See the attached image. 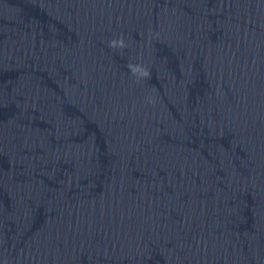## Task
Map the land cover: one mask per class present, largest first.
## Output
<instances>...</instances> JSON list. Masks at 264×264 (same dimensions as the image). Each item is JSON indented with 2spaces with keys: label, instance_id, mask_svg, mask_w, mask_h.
Masks as SVG:
<instances>
[{
  "label": "water",
  "instance_id": "obj_1",
  "mask_svg": "<svg viewBox=\"0 0 264 264\" xmlns=\"http://www.w3.org/2000/svg\"><path fill=\"white\" fill-rule=\"evenodd\" d=\"M0 264H264V0H0Z\"/></svg>",
  "mask_w": 264,
  "mask_h": 264
},
{
  "label": "clouds",
  "instance_id": "obj_2",
  "mask_svg": "<svg viewBox=\"0 0 264 264\" xmlns=\"http://www.w3.org/2000/svg\"><path fill=\"white\" fill-rule=\"evenodd\" d=\"M126 46L127 45H126L123 37H121L119 39H113V40L109 41V47H111L113 49H116V48L123 49ZM127 67L130 69V71L133 74V76H136L138 78H145V79L150 77L149 69L144 67L141 64L129 63L127 65ZM151 102H154V101H151Z\"/></svg>",
  "mask_w": 264,
  "mask_h": 264
}]
</instances>
